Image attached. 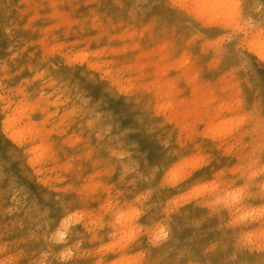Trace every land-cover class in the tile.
Listing matches in <instances>:
<instances>
[{"label":"rangeland","instance_id":"rangeland-1","mask_svg":"<svg viewBox=\"0 0 264 264\" xmlns=\"http://www.w3.org/2000/svg\"><path fill=\"white\" fill-rule=\"evenodd\" d=\"M172 1L0 0V264H264V0Z\"/></svg>","mask_w":264,"mask_h":264},{"label":"bare ground","instance_id":"bare-ground-1","mask_svg":"<svg viewBox=\"0 0 264 264\" xmlns=\"http://www.w3.org/2000/svg\"><path fill=\"white\" fill-rule=\"evenodd\" d=\"M171 1H172V0H171ZM175 1H176V0H175ZM187 1H188V3H190V4H192V5L194 6V8L196 9V14H197V12H198V13H200V14L203 15V16H206V15H207L206 18L209 16L210 18H213L214 21H215V19H218V20H220V22H221V21H222V22H226V23L229 22V24H230V21L232 22L233 14H232V12L230 11V8H229V6H230V5H229V1H230V0H186V3H187ZM172 2H173V1H172ZM176 2H177V1H176ZM184 2H185V1H184ZM170 3H171V2H170ZM118 4H120V3H117V5H118ZM181 4H183V3H181ZM117 5H116V6H117ZM233 5H234V4H233ZM182 7H185L184 4H183ZM235 8H236V7H235ZM105 10H107V8H106ZM184 10H186V9H184ZM193 10H194V9H193ZM137 12H138V11H137ZM185 12H186V11H185ZM234 13H235V12H234ZM106 14H107V13H106ZM110 15H111V14H110ZM106 16H107V15H106ZM203 18H204V17H203ZM214 21H213V22H214ZM87 22H88V21H87ZM215 22H218V21H215ZM88 23H89V22H88ZM76 24H77V23H76ZM76 24H75V25H76ZM79 24H80V23H79ZM82 24H83V23H82ZM77 25H78V24H77ZM79 26H80V25H79ZM81 27H82V26H81ZM47 28H48V27H47ZM76 29H77V28H76ZM33 30H34V29H33ZM33 30H32V31H33ZM64 30H65V29H64ZM71 30H72V29H71ZM78 30H80V29H78ZM84 30H85V29H84ZM89 30H90V29H89ZM44 31H45V29H44ZM74 31H75V30H74ZM74 31H73V32H74ZM80 31H81V30H80ZM70 32H71V31H70ZM85 32H86V31H85ZM117 32H118V31H117ZM41 33H42V32H41ZM63 33H64V32H63ZM81 33H82V32H81ZM90 33H91V32H90ZM121 33H122V32H121ZM67 34H68V33H67ZM72 34H73V33H72ZM262 34H263V33H262ZM31 35H32V34H31ZM68 35H69V34H68ZM121 35H122V34H121ZM129 35H131V34H129ZM259 35H261V34L259 33ZM63 36H64V35H63ZM70 36H71V35H70ZM73 36H75V35H73ZM32 37H35V36L33 35ZM97 37H98V36H97ZM113 37H114V36H113ZM118 37H119V36H118ZM121 37H122V36H121ZM121 37H119V39H120ZM127 37H128V36H127ZM261 37H262V35L260 36V38H261ZM47 38H48V37H47ZM62 38H64V37H62ZM258 38H259V37H258ZM258 38H257V39H258ZM56 39H57V38H56ZM81 39H82V38H81ZM81 39H80V40H81ZM93 39H95V38H93ZM261 39H262V38H261ZM51 40H52V39H51ZM54 40H55V39H54ZM74 40H75V39H74ZM49 41H50V39H49ZM254 41H256V46H255V48H257V40H254ZM254 41H253V42H254ZM41 42H42V41H41ZM79 42H80V41H79ZM260 42H261V40H260ZM33 43H34V42H33ZM33 43H31V45H32ZM70 43H71V42H70ZM72 43H74V42H72ZM76 43H77V42H76ZM80 43H81V42H80ZM86 43H88V42H86ZM86 43H84V44H86ZM258 43H259V41H258ZM38 44H40V43H38ZM59 44H60V43H59ZM40 45H41V44H40ZM46 45H47V44H46ZM71 45H72V44H71ZM74 45H75V44H74ZM86 45H87V44H86ZM258 45H259L258 48H259L260 50L264 51V43H263V41H262V43H260V44H258ZM32 46H33V45H32ZM52 46H53V45H52ZM56 46H57V45H56ZM56 46H55V47H56ZM58 46H59V45H58ZM58 46H57V47H58ZM162 46H163V45H162ZM38 47H39V46H38ZM38 47H37V48H38ZM40 47H41V46H40ZM53 47H54V46H53ZM85 47H87V46H85ZM60 48H61V45H60ZM81 48H82V47H81ZM161 48H162V47H160V49H161ZM50 49H52V47H51ZM54 49H55V51H56V48H53V50H54ZM69 49H70V48H69ZM130 49H131V48H130ZM53 50H52V51H53ZM58 50H59V49H58ZM65 50H66V49H65ZM78 50H79V49H78ZM80 50H81V49H80ZM101 50H102V49H101ZM122 50H123V49L121 48V51H122ZM41 51H42V49H41ZM48 51L50 52L49 49L47 50V52H48ZM38 52H39V51H38ZM49 52H48V53H49ZM57 52H58V51H57ZM64 52H65V51H64ZM90 52H91V51H90ZM95 52H96V51H95ZM111 52H112V50H111ZM39 53H40V52H39ZM53 53H54V52H53ZM70 53H71V52H70ZM70 53H69V55H70ZM91 53H93V52H91ZM96 53H97V52H96ZM120 53H121V52H120ZM61 54H62V53H61ZM82 54H83V53H82ZM89 54H90V53H89ZM94 54H95V53H94ZM99 54H100V53H99ZM145 54H146V53H145ZM50 55H51V53H50ZM58 55H60V54H58ZM90 55H91V54H90ZM90 55H88V56H90ZM100 55H101V54H100ZM112 55H113V54H112ZM123 55H124V54H123ZM146 55H147V54H146ZM51 56H53V55H51ZM72 56H74V55H72ZM92 56L94 57V55H92ZM92 56H91V57H92ZM95 56H96V55H95ZM98 56H99V55H98ZM142 56H145V55H142ZM82 57L85 58L86 56L83 55ZM262 57H264V56H262ZM262 57H261V58H262ZM58 58H59V57H58ZM60 58H61V57H60ZM67 58L70 59L69 56H68ZM89 58H90V57H89ZM95 58H97V56H96ZM53 59H54V58H52V60H53ZM76 59H77V58H76ZM159 59H160V58H159ZM89 60H90V59H89ZM53 61H54V60H53ZM53 61H51V62H53ZM82 61H83V60H82ZM84 61H85V59H84ZM54 62H56V60H55ZM70 62H71V61H70ZM72 62H74V60H73ZM63 63H64V62H63ZM66 63H67V62H66ZM68 63H69V61H68ZM68 63H67V64H68ZM78 63H79V62H78ZM86 64H87V63H86ZM104 64L106 65V63H104ZM62 65H63V64H62ZM76 65H77V64H76ZM87 65H89V64H87ZM101 65H103V64H101ZM71 66H72V65H71ZM96 66H99V64H98L97 62L94 61V62L92 63V67H91V68L96 67ZM164 66L166 67V66H168V65H164ZM56 67H57V66H56ZM67 67H68V66H67ZM87 67H88V66H87ZM176 67H177V66H176ZM126 68H127V67H126ZM161 68H164V67H161ZM161 68H160V69H161ZM166 68H167V67H166ZM168 68H169V67H168ZM99 69H100V68H99ZM127 69H129V68H127ZM139 69H140V68H139ZM164 69H165V68H164ZM175 69H176V68H175ZM91 70H92V69H91ZM97 70H98V69H97ZM129 70H130V69H129ZM166 70H167V69H166ZM66 71H67V70H66ZM66 71H65V72H66ZM70 71H71V70H70ZM117 71H121V70H117ZM68 72H69V71H68ZM68 72H67V73H68ZM94 72H95V70H94ZM96 72L98 73V71H96ZM104 72H105V71H104ZM107 72H108V71H107ZM160 72H161V71H160ZM104 74H105V73H104ZM104 74H103V75H104ZM161 74H163V72H162ZM12 75H13V74H12ZM59 75H60V74H59ZM60 76H61V75H60ZM10 77H11V75H10ZM10 77H9V78H10ZM107 77H108V76H107ZM109 77H110V73H109ZM109 77H108V78H109ZM136 77H137V76H136ZM100 78H101V77H100ZM97 79H98V78H97ZM105 79H106V77H105ZM109 80H110V79H109ZM190 80H191V79H190ZM191 81H192V80H191ZM168 82H169V81H168ZM52 83H53V82H52ZM47 84H48V83H47ZM154 84H156V83H154ZM187 84H188V83H187ZM56 85H57V84H56ZM126 85H127V84H126ZM145 85H146V84H145ZM168 85H169V84H168ZM195 85H196V84H195ZM195 85H194V86H195ZM7 86H8V85H7ZM154 86H155V85H154ZM119 87H120V86H119ZM191 87L193 88V86H191ZM195 87H196V86H195ZM195 87H194V88H195ZM145 88H146V86H145ZM169 88H170V87H169ZM118 89H119V88H118ZM125 89H126V87H125ZM125 89H123V90L125 91ZM127 89H128V88H127ZM175 89H176V88H175ZM202 89H203V88H202ZM120 90H121V89H120ZM193 90H194V89H193ZM115 91H116V89H115ZM202 91H203V90H202ZM57 92H58V91H57ZM146 92H147V89H146ZM129 93H130V92H129ZM165 93H166V92H165ZM9 94H10V93H9ZM35 94H36V93H34V96H35ZM37 94H38V93H37ZM37 94H36V95H37ZM154 95H155V94H154ZM165 95H166V94H165ZM10 96H11V95H10ZM30 97H31V96H30ZM165 97H166V96H165ZM0 98H1V97H0ZM41 98H42V97H41ZM142 98H143V97H142ZM45 99H46V98H45ZM52 99H53V98H52ZM65 99H66V98H64V101H65ZM197 99H198V98H197ZM54 100H55V98H54ZM167 100H168V98H167ZM61 101H62V100H61ZM53 102H54V101H53ZM65 102H66V101H65ZM167 102H168V101H167ZM167 102H166V103H167ZM206 102H207V100H206ZM46 103H47V102H46ZM135 103H136V102H135ZM164 103H165V102H164ZM52 104H53V103H51V105H52ZM167 104H169V103H167ZM167 104H166V105H167ZM205 104H206V103H205ZM156 105H157V104H156ZM162 105H163V103H162ZM18 106H19V105H18ZM53 106H54V104H53ZM159 106H160V105H159ZM167 106H169V105H167ZM171 106H172V103H171ZM171 106L168 107V108L165 107V106H164V107L167 108V109H169V108L172 109ZM19 107H20V108H23L22 106H19ZM30 107H31V106H30ZM154 107H155V106H154ZM204 107H205V106H204ZM20 108H19V109H20ZM31 108H32V107H31ZM31 108H30V110H31ZM193 108H194V107H193ZM199 108H200V107H199ZM199 108H198V109H199ZM17 109H18V108H16V110H17ZM19 109H18V111H19ZM23 109H26V108L24 107ZM56 109H57V108H56ZM67 109H68V108H67ZM155 109H156V108H155ZM217 109H218V108H217ZM223 109H224V108H223ZM227 109H228V108H227ZM230 109H231V108H230ZM20 110H22V109H20ZM189 110H190V108L188 109V112L191 114L192 111L190 112ZM191 110H195V109H191ZM218 110H219V109H218ZM218 110H217L216 112H219V111H220V110H219V111H218ZM224 110H225V109H224ZM228 110H229V109H228ZM26 111H28V110H26ZM31 111H32V110H31ZM45 111H46V110H45ZM78 111H79V110H78ZM167 111H168V110H167ZM186 111H187V110H186ZM221 111H222V110H221ZM230 111H231V110H230ZM21 112H22V111H21ZM28 112H29V111H28ZM62 112H63V111H62ZM161 112H162V110H161ZM25 113H26V112H25ZM25 113H24V114H25ZM46 113H47V111H46ZM195 113H196V110H195ZM197 113H198V112H197ZM64 114H65V113H64ZM155 114H156V113H155ZM162 114H163V113H162ZM177 114L180 115L179 112H177ZM13 115H14V114H13ZM20 115H21V114H20ZM25 115H26V114H25ZM68 115H70V114H68ZM173 115H174V114H173ZM198 115H200V114H198ZM48 116H50V115H48ZM161 116H163V115H161ZM182 116H183V115H182ZM185 116H187V113L185 114ZM206 116H207V115H206ZM206 116H205V117H206ZM218 116H219V115H218ZM218 116H217V117H218ZM23 117H24V115H23ZM25 117H27V115H26ZM74 117H75V116H74ZM174 117H175V115H174ZM215 117H216V116H215ZM21 118H22V117H21ZM27 118H28V117H27ZM45 118H46V117H45ZM58 118H59V117H58ZM200 118H201V117H200ZM208 118H209V116H208ZM212 118H213V117H212ZM15 119H16V117H15ZM15 119H14V118H11V116H10V118H7L6 121H5L7 127H12V128H13V126L15 125V122L17 121L18 118H17L16 120H15ZM22 119H23V118H22ZM56 119H57V118H56ZM59 119H60V118H59ZM165 119H166V117H165ZM165 119H164V120H165ZM169 119H170V118H169ZM201 119H202V118H201ZM217 119H218V118H217ZM18 120H19V119H18ZM26 120H27V119H26ZM32 120H33V119H32ZM43 120H44V119H43ZM43 120H42V121H43ZM60 120H61V119H60ZM155 120H156V119H155ZM208 120H209V119H208ZM211 120H213V119H211ZM211 120H210V121H211ZM24 121H25V119H24ZM54 121H55V120H54ZM61 121H62V120H61ZM61 121H60V122H61ZM170 121H171V119H170ZM170 121H169V122H170ZM210 121H208V122H210ZM216 121H217V120H216ZM216 121H215V123L212 122V121H211V122L214 123V124L218 123V124H217V126H218L220 122H216ZM229 121H230V120H229ZM25 122H26V121H25ZM44 122H46V121L44 120L43 123H44ZM51 122H52V121H51ZM211 122H210V125H209V123H208V126H212ZM222 122H223V121H222ZM233 122H234V121H233ZM16 123H17V122H16ZM99 123H100V122H99ZM204 123H205V122H204ZM3 124H4V123H3ZM60 124H61V123H60ZM100 124H101V123H100ZM109 124H110V123H109ZM168 124H169V123H168ZM168 124H167V125H168ZM198 124H199V123H198ZM201 124H202V123H200V125H201ZM0 125H1V124H0ZM16 125H18V124H16ZM27 125H30V124L27 123ZM36 125H37V124H36ZM38 125H39V123H38ZM61 125H62V124H61ZM185 125H186V124H185ZM185 125H184V126H185ZM196 125H197V124H196ZM227 125H228V124H227ZM2 126H3V125H2ZM161 126H162V125H161ZM189 126H190V125H189ZM232 126H234V124H233ZM7 127H6V128H7ZM77 127H79V126H77ZM162 127H163V126H162ZM197 127H198V126H197ZM212 127H213V126H212ZM1 128H2V127H1ZM4 128H5V126H4ZM14 128H15V127H14ZM19 128H20V127H19ZM22 128H26V127H22ZM151 128H153V127H151ZM157 128H158V127H157ZM159 128H160V127H159ZM177 128H178V127H177ZM186 128H187V127H186ZM210 128H211V127H210ZM217 128H218V127H217ZM227 128H228V127H227ZM30 129H31V126L28 127V131H30ZM33 129H34V128H33ZM66 129H67V128H66ZM206 129H209V127L206 128ZM1 130H2V129H1ZM1 130H0V131H1ZM4 130H5V129H4ZM14 130H15V129H14ZM38 130H39V129H38ZM50 130H51V129H50ZM157 130H158V129H157ZM203 130L205 131V129H203ZM227 130H228V129H227ZM10 131H11V129H10ZM24 131H25V130H24ZM24 131L22 130V131H20V132H13V133H12V137H14L15 139H17L18 141H19V139H24V137H26V136H24V135L26 134V133L24 134ZM31 131H33V130L31 129ZM34 131H35V129H34ZM95 131H96V130H95ZM190 131H191V130H190ZM204 131H203V132H204ZM214 131H215V130H214ZM3 132H4V131H3ZM49 132H50V131H49ZM205 132H206V131H205ZM205 132H204V134H205ZM230 132H231V131H230ZM46 133H47V132H46ZM208 133H210V132H208ZM225 133H228V132H225ZM225 133H223V134L225 135ZM43 134H44V133H43ZM52 134H53V133H52ZM202 134H203V133H202ZM204 134H203V136H204ZM206 134H207V132H206ZM223 134H222V135H223ZM27 135H28V133H27ZM30 135H31V132H30ZM33 135H34V134H33ZM218 135H220V134H218ZM31 136H32V135H31ZM35 136H37V135H35ZM40 136H41V135H40ZM44 136H45V135H44ZM54 136H55V135H54ZM170 136H171V134H170ZM214 136H215V135H214ZM28 137H29V136H28ZM33 137H34V136H33ZM45 137H46V136H45ZM167 137H168V136H167ZM188 137H189V136H188ZM208 137H210V136H208ZM212 137H213V133H212ZM222 137H223V136H222ZM222 137H220V138H222ZM41 138H42V137H41ZM95 138H96V137H95ZM95 138H94V139H95ZM213 138H214V137H213ZM213 138H212V139H213ZM215 138H216V137H215ZM177 139H178V138H177ZM186 139H187V137H186ZM30 140H31V139H30ZM162 140H163V139H162ZM168 140H169V139H168ZM170 140H171V138H170ZM170 140H169V141H170ZM187 140H188V139H187ZM22 141L24 142L25 140H22ZM27 141H28V140H27ZM31 141H32V140H31ZM113 141H115V139H114ZM118 141H119V140H118ZM188 141H189V140H188ZM210 141H211V139H210ZM12 142H13V141H12ZM15 142H16V141H15ZM32 142H33V141H32ZM54 142H55V141H54ZM107 142H108V141H107ZM109 142H110V141H109ZM115 142H116V141H115ZM110 143H111V142H110ZM206 143H207V142H206ZM12 144H13V143H12ZM121 144H122V143H121ZM121 144H120V145H121ZM204 144H205V143H204ZM166 145H167V144H166ZM170 145H171V144H170ZM201 145H203V144L201 143ZM29 146H30V145H29ZM168 146H169V145H168ZM181 146H182V145H181ZM42 147L44 148V145H42ZM109 147H110V146H109ZM165 147H166V146H165ZM45 148H47V146H46ZM118 148H119V147H118ZM126 148H127V147H126ZM166 148H167V147H166ZM34 149H35V148H34ZM163 149H164V147H163ZM186 149H187V148H186ZM31 150H32V149H31ZM36 150H37V149H36ZM43 150H44V149H43ZM29 151H30V150H29ZM107 151H108V150H107ZM210 151H211V150H210ZM22 152H23V151H22ZM182 152H183V151H182ZM182 152H181V153H182ZM29 153H30V152H29ZM35 153H36V152H35ZM175 153H176V152H175ZM179 153H180V152H179ZM210 153H211V152H210ZM25 154H26V153H25ZM130 154H131V153H130ZM130 154H129V155H130ZM124 155H125V154H124ZM34 156H35V155H34ZM122 156H123V155H122ZM114 157H115V156H114ZM170 157H171V156H170ZM172 157H173V155H172ZM180 157H181V155H180ZM191 157H192V156H191ZM207 157H208V155H207ZM122 158H123V157H122ZM200 158H201V157H200ZM200 158H199V159H200ZM202 158H203V157H202ZM39 159H40V158H39ZM120 159H121V158H120ZM177 159H178V158H177ZM194 159H195V158H194ZM188 160H189V159H188ZM188 160H187V161H188ZM190 160H191V159H190ZM192 160H193V158H192ZM197 160H198V158H197ZM179 161H180V160H179ZM184 161L186 162V159H184ZM193 161H194V160H193ZM198 161H200V160H198ZM198 161H197V162H198ZM201 161H202V160H201ZM37 162H38V161H37ZM39 162H40V161H39ZM39 162H38V163H39ZM136 162H137V161H136ZM182 162H183V161H182ZM197 162H196V163H197ZM117 163H118V161H117ZM183 163H184V162H183ZM202 165H203V164H202ZM31 166H32V163H31ZM179 166H180V164H179ZM119 167H121V166H119ZM195 167H196V166H195ZM66 168H67V167H66ZM176 168H177V167H176ZM184 168H185V167H184ZM186 168H188V167H186ZM192 168H193V167H192ZM192 168H191V169H192ZM32 169H33V168H32ZM189 169H190V168H189ZM196 169H197V168H196ZM211 169H212V168H211ZM182 170H184V169H182ZM182 170H181V171H182ZM35 171H36V170H35ZM35 173H36V172H35ZM37 173H38V172H37ZM37 173H36V174H37ZM181 173H182V172H181ZM129 174H131V172H129ZM144 175H145V173H144ZM152 175H154V174H152ZM148 176H149V175H148ZM148 176H147V177H148ZM179 176H180V175H179ZM178 178H179V177H178ZM171 179H172V178H171ZM183 179H184V177H183ZM142 180H143V179H142ZM154 180H155V179H154ZM132 181H133V180H132ZM148 181H149V180H148ZM148 181H147V182H148ZM134 182H135V181H134ZM180 183H181V181H180ZM194 183L196 184V182H194ZM90 184H92V183H90ZM93 184L95 185V183H93ZM151 184H152V183H151ZM175 184H176V183H175ZM96 186H97V185H96ZM96 186H95V187H96ZM202 186H204V184H203ZM197 187H199V186H197ZM197 187H196V188H197ZM206 187H207V186H206ZM68 188H69V187H68ZM154 188H156V186H155ZM180 188H181V187H180ZM208 188H209V187H208ZM208 188H207V189H208ZM83 189H84V188H83ZM178 189H179V188H178ZM178 189H177V190H178ZM63 190H64V189H63ZM159 190H162V189H159ZM174 190H175V189H174ZM213 190H214V189H213ZM60 191H61V190H60ZM64 191H65V190H64ZM83 191H84V190H83ZM93 191H94V190H93ZM178 191H180V190H178ZM178 191H176V192H178ZM65 192H66V191H65ZM121 192L123 193V191H121ZM204 192H205V191H204ZM70 193H71V192H70ZM97 193H99V192H97ZM127 194L129 195V193H127ZM167 195H168V194H167ZM197 195H200V194L197 192ZM202 195H203V194H202ZM237 195H238V194H237ZM168 196H169V195H168ZM235 196H236V195H235ZM236 197H237V196H236ZM237 198H238V197H237ZM237 200H238V199H237ZM238 201H239V200H238ZM105 202H106V201H105ZM107 202H108V201H107ZM107 202H106V203H107ZM149 202H150V201H149ZM234 202L236 203V201H234ZM105 205H106V204H105ZM138 205H139V204H138ZM140 205H141V204H140ZM152 205H154V204H152ZM156 205H158V204H156ZM113 206H115V204H114ZM130 206H131V205H130ZM100 208H101V207H100ZM113 208H114V207H113ZM139 208H141V207H139ZM259 208H260V207H259ZM103 209H104V207H103ZM107 209H108V208H107ZM115 209H116V208H115ZM100 210H102V209H100ZM110 210H112V209H110ZM110 210H109V211H110ZM127 210H128V209H126L125 211H127ZM129 210H131V209L129 208ZM129 210H128V211H129ZM133 210H135V209H133ZM142 210H143V209H142ZM259 210H260V209H259ZM259 210H258V212H259V214H260V211H259ZM263 210H264V209H263ZM106 211H107V210H106ZM123 211H124V210H123ZM125 211H124V212H125ZM261 212H262V211H261ZM121 213H123V212H120V214H121ZM133 213H134V212H133ZM85 214H86V213H85ZM128 214H129V213H128ZM130 214H131V213H130ZM141 214H142V213H141ZM255 214H256V213H255ZM261 214H262V213H261ZM86 215H87V214H86ZM104 215H105V214H104ZM262 215H263V214H262ZM71 216H72V215H71ZM123 216H124V215H123ZM131 216H132V215H131ZM258 216H259V215H258ZM263 216H264V215H263ZM96 217H97V215H96ZM96 217H95V220L99 219V218L96 219ZM136 217H137V216H136ZM261 218H262V217H261ZM258 219H259V218H258ZM75 220H76V219H75ZM77 220H79V219H77ZM77 220H76V222H78ZM132 220H133V219H132ZM134 220H135V218H134ZM134 220H133V221H134ZM261 220H262V219H261ZM133 221H132V223H133ZM259 221H260V220H259ZM97 222H98V221H97ZM129 222H131V221H129ZM94 223L96 224V221H95ZM98 223H99V222H98ZM127 223H128V222H127ZM127 223H126V224H127ZM261 223H262V222H261ZM261 223H260V224H261ZM130 224H131V223H130ZM130 224H128V225H130ZM262 225H263V224H262ZM126 226H127V225H126ZM126 226H125V227H126ZM130 226H131V225H130ZM139 228H140V227H139ZM141 228H142V227H141ZM161 228H162V227H161ZM263 228H264V227H263ZM136 229H137V227H136ZM156 229H157V228H156ZM166 229H167V228H166ZM141 230H142V229H141ZM162 230H163V229H162ZM142 231H143V230H142ZM136 232H137V230H136ZM263 232H264V231H263ZM132 233H134V232L132 231ZM137 233H139V232H137ZM167 233H168V232H167ZM58 234H59V233H58ZM61 234L63 235V233H61ZM139 234H140V233H139ZM139 234H138V235H139ZM143 234H144V233H143ZM156 234H157V233H156ZM156 234H155V235H156ZM161 234H162V233H161ZM62 235H61V236H62ZM125 235H126V234H125ZM58 236H59V235H58ZM132 236H133V234H132ZM158 236H159V235H158ZM144 237H145V236H144ZM154 237H156V236H154ZM159 237H160V236H159ZM165 237H166V236H165ZM60 238H62V237H60ZM124 238H125V237H124ZM124 238H123V239H124ZM134 239H135V237H134ZM159 239H160V238H159ZM159 239H156V240H159ZM161 239H162V238H161ZM129 240H130V239H129ZM163 240H164V239H163ZM60 241H61V240H60ZM164 241H166V240H164ZM122 243H123V242H121V245H122ZM127 243H128V242H127ZM128 244H129V243H128ZM112 249H113V248H112ZM112 249H111V250H112ZM139 253H140V252H139ZM145 255H146V254H145ZM137 256L139 257V255H137ZM130 257H131V256H130ZM134 257H135V255H134ZM141 257H142V255H141ZM128 258H129V257H128ZM126 259H127V258H126ZM135 259L137 260V258H135ZM139 259H141V258H139ZM128 260H131V258L128 259ZM96 263H97V262H96ZM137 263H138V262H137ZM121 264H122V263H121ZM129 264H130V263H129Z\"/></svg>","mask_w":264,"mask_h":264},{"label":"snow or ice","instance_id":"snow-or-ice-1","mask_svg":"<svg viewBox=\"0 0 264 264\" xmlns=\"http://www.w3.org/2000/svg\"><path fill=\"white\" fill-rule=\"evenodd\" d=\"M159 238V237H158Z\"/></svg>","mask_w":264,"mask_h":264}]
</instances>
